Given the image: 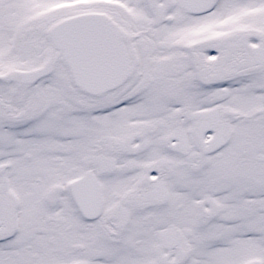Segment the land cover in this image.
Returning <instances> with one entry per match:
<instances>
[{"label": "snow or ice", "instance_id": "snow-or-ice-1", "mask_svg": "<svg viewBox=\"0 0 264 264\" xmlns=\"http://www.w3.org/2000/svg\"><path fill=\"white\" fill-rule=\"evenodd\" d=\"M0 264H264V0H0Z\"/></svg>", "mask_w": 264, "mask_h": 264}]
</instances>
